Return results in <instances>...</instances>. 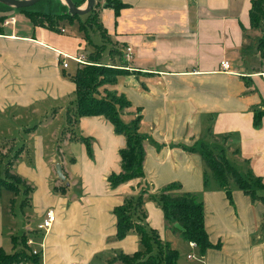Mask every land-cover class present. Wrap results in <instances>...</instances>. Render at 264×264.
I'll return each mask as SVG.
<instances>
[{
	"label": "crops",
	"instance_id": "1",
	"mask_svg": "<svg viewBox=\"0 0 264 264\" xmlns=\"http://www.w3.org/2000/svg\"><path fill=\"white\" fill-rule=\"evenodd\" d=\"M122 1L126 5L120 15L111 7L100 9L99 15L111 39L132 47L128 68L133 71L119 76L102 94L123 93L130 100L131 105L122 110L127 121L140 109V127L147 135L145 176L117 187L108 184L110 173L121 169L119 150L126 142L103 115L83 116L74 125L95 139L92 157L84 143H73L74 134L65 127L62 143L72 153L69 158L75 159L71 168L61 162L69 181L66 192L54 188L57 194L52 192V171L45 169L38 176L21 174L31 187L27 204L35 207L39 218L44 219L49 209L56 215L49 229H43L45 234L37 229L43 219L38 220L37 228H31L32 221L25 225L24 234L31 246L35 245L32 248L38 253L41 250L39 264H118L120 260L112 259L119 252L140 250L142 244L135 231L116 238L113 208L125 196L139 194L143 182L149 186L144 194L146 223L178 250L177 264H264V201L252 200L238 188L233 190L232 204L216 184L206 189L201 154L189 149L199 141L223 146L221 138L229 134L224 145L230 160L239 161L242 171L251 169L264 178V117L259 126L253 124L254 108H264V59L257 50L261 32L250 25L252 0ZM6 12L10 14L6 20L13 16L16 21L5 20L4 33H0V114L8 106L22 107L37 100H71L76 86L64 73V58L59 53L72 55L76 50L72 56L85 57L89 51L82 48L80 36L65 35L73 38V45L66 39H52L43 30L50 28L34 27L21 12ZM21 16L31 24L28 32L17 33L14 25ZM222 59L230 62L229 69L222 67ZM34 178L36 186H32ZM170 182L201 195L209 239L221 243L219 248L212 247L198 256L191 242L166 220L150 194ZM74 186L82 189L81 197L71 189ZM14 223L10 238L17 235ZM2 237L0 231V245L8 251ZM9 245L12 251L13 242ZM191 253L196 257H189ZM184 255L189 260L184 261Z\"/></svg>",
	"mask_w": 264,
	"mask_h": 264
},
{
	"label": "trees",
	"instance_id": "2",
	"mask_svg": "<svg viewBox=\"0 0 264 264\" xmlns=\"http://www.w3.org/2000/svg\"><path fill=\"white\" fill-rule=\"evenodd\" d=\"M76 5L81 6L85 0H73ZM100 0L91 10L85 14H70L69 7L63 0H39L32 6L16 8L8 4L0 3V33H4L2 24L5 22L8 12L14 10L27 16L33 26H42L53 30L63 32L60 25L63 21L75 23L79 20V29L84 33L87 43H93L91 38L92 32L100 34L103 42L101 44L93 43L94 47L83 57L86 63L79 62L77 70L73 74H68L69 78L76 86L75 102L67 108V126L74 134L71 138L83 141L87 145L89 156H93V137L90 135L75 134L74 125L83 116L103 115L109 119L116 133L125 136L126 144L119 150L121 156V169L119 172L113 171L107 178L111 187H117L124 182L132 179L143 178L145 176L144 162L146 154L147 135L141 130L140 123L142 113L140 109L137 116L131 120L123 118V108L130 106L131 102L122 93L118 96L114 92H109L108 96H103V92L109 90L105 87L118 81L119 76L132 72L128 68L129 58L127 48L123 47L113 39L101 21L99 10ZM126 3L122 0H106L102 8L111 7L116 16L125 7ZM101 8V9H102ZM6 12V13H2ZM87 15V17H83ZM250 25L261 32L257 42V50L262 59H264V0H252L250 7ZM113 42H112V41ZM110 44L107 56L104 55L106 44ZM132 55V54H131ZM61 62V60L59 61ZM264 117V108H254L253 124L260 125ZM231 135H223V146L217 143H207L199 141L194 147H189L193 152L201 154L204 163V187L210 188L216 184L220 189L225 190L230 202L233 204V190L241 189L251 199H260L264 201V178L256 174L253 170L248 169L242 172L240 167L232 163L225 150V142ZM16 156V155H15ZM5 153L0 147V197L2 195V186L12 189L19 188L25 180L11 170L14 158L4 160ZM72 160H75L72 158ZM6 175L2 176L1 172ZM27 184V183H26ZM55 190H61L63 193L67 190L66 183L60 186L54 185ZM177 182L167 183L166 186L157 192L150 194L164 212L166 220L171 224L174 230L178 231L182 238L190 242H196L197 255L203 256L212 247L219 248L221 243H214L209 239L207 231L206 211L203 198L199 193L186 191L181 188ZM27 189H31L27 185ZM30 191V190H29ZM149 191L146 182L141 183V190L137 195H129L123 198L122 203L115 205L113 213L116 215V238L123 239L130 231H135L139 236L142 247L133 253L119 252L112 260H120L122 264H177L179 252L174 248L170 241L161 239L157 228L148 226L146 223L147 213L145 212L144 194ZM178 222L182 229L175 226ZM42 229V228H40ZM38 228V230H40ZM43 230V229H42ZM45 234V231H42ZM11 241L14 248L12 252H7L0 245V264H15L32 261L39 264L41 256L34 253L33 248L28 241L27 234L22 236L12 235ZM22 247H21V245ZM28 248L30 251H28ZM194 254V253H191ZM195 254V255H196Z\"/></svg>",
	"mask_w": 264,
	"mask_h": 264
},
{
	"label": "rangeland",
	"instance_id": "3",
	"mask_svg": "<svg viewBox=\"0 0 264 264\" xmlns=\"http://www.w3.org/2000/svg\"><path fill=\"white\" fill-rule=\"evenodd\" d=\"M105 1L106 0H100L101 5L97 8V10L102 8V5H104ZM86 3L87 1L85 0V2L82 3L81 6H85ZM83 17H87V15H83ZM28 25H31L30 22L25 20V18L21 16L17 24H15L14 26H17V33H25L28 32ZM78 25L79 20H77L73 24L69 23L68 21H63V23L60 25V28H63V32L53 29L43 30L46 34L50 36L49 38H61V41H63V39H66L69 40L71 44L73 38L68 39L65 37V35H79L80 41L82 43V48H84L86 51L92 50V48L94 47L93 43L101 44L103 42V39L101 38L100 34L92 32L91 38L93 40V43H87L86 39L84 38V33L80 31ZM7 27L8 29L12 28L11 25ZM49 38L48 36H46L47 40ZM113 43H118L119 48L120 44L123 47L125 46V43L122 41H116ZM109 47L110 44L107 43L106 49L104 50L106 51V53L108 52ZM67 48L69 49L70 47L67 46ZM81 51H83V49H81ZM76 52L77 51L74 50L72 52V55H76ZM72 55L67 54L65 57L67 62L69 63V67H66L65 71L68 74L75 73L78 67V62L74 58H72L74 57ZM70 97H72L71 100H67V98L59 101L53 99H46L41 101L37 100V103H32L30 105L22 107L8 106V109L0 114V146L5 145L6 142L8 143L6 146L1 147L2 151L5 153L4 160L8 161L10 160V158L15 159L14 163L11 166V170L14 173L19 174L23 180H25V175L27 174V172L34 173L38 176V173L43 174V171L45 169L47 170V172L52 171V192L54 191L53 186L56 184L57 181H60L61 185L63 184V181L59 178L58 172L56 171V164L64 162L65 167L70 168L74 164L72 158H69L72 153L62 143L63 138H61L62 132L63 130H65L64 128L67 125V106L75 100V93L71 94ZM73 129L79 135L84 134L81 132V130L79 131L76 126H74ZM76 141L78 140H73V143L80 144ZM79 142L84 143L81 140ZM84 144L87 149L86 143ZM23 145L24 149L21 150V147H23ZM73 151L77 150L75 149ZM74 154L77 155L75 152ZM231 161L234 165L240 167L242 170L243 167L241 166V163L239 161ZM3 173L4 171L2 170V176L6 178V175ZM22 173H25L24 177L22 176ZM31 181L32 186L38 185L37 178L31 179ZM27 185L28 184H26L25 182H22L20 185H18L19 188H16L15 191L6 188L5 186L1 187L2 195L0 197V231H3V244L6 245V247L8 246L9 248L7 252H12L9 251V244L12 242L10 238L11 234H9V229L10 225H12V222H15L13 226L17 227L18 230L15 233L20 237L26 232L25 225L27 223L32 221L31 228H37L38 220L43 219L42 217L39 218L40 216L37 213L35 207L33 205H28L26 202L27 194L30 190L27 189ZM71 189L79 197L82 196V189L80 187L74 186L71 187ZM53 193H55V195L57 194L56 191H54ZM72 196L73 195H68V198H71ZM34 212L37 216L34 214ZM261 231L264 238V223H262ZM184 244H187L185 240ZM28 251H30L29 248ZM183 260L187 261L189 259L186 255H184ZM121 263L122 262L118 264Z\"/></svg>",
	"mask_w": 264,
	"mask_h": 264
},
{
	"label": "water",
	"instance_id": "4",
	"mask_svg": "<svg viewBox=\"0 0 264 264\" xmlns=\"http://www.w3.org/2000/svg\"><path fill=\"white\" fill-rule=\"evenodd\" d=\"M39 0H0V3L8 4L10 6L20 8V7H26V6H32L34 3H36ZM67 3L69 10L68 12L70 14H85L91 10V8L94 6L96 3V0H86L87 3L85 6H78L75 4L73 0H63ZM56 171L58 172L59 178L63 181L66 182V185L69 184V181L67 180L66 174L63 171V165L62 163H57L56 164ZM175 226L178 228L182 229L183 226H181L178 222L175 223Z\"/></svg>",
	"mask_w": 264,
	"mask_h": 264
},
{
	"label": "built area",
	"instance_id": "5",
	"mask_svg": "<svg viewBox=\"0 0 264 264\" xmlns=\"http://www.w3.org/2000/svg\"><path fill=\"white\" fill-rule=\"evenodd\" d=\"M10 19V20H9ZM9 19H7L6 20V22L8 23L9 21L10 22H15L16 21V18L15 17H13V16H11V18H9ZM5 22V23H6ZM131 54H132V47L131 46H128V48H127V56L129 57V58H131L132 56H131ZM59 55L60 56H62L64 59H63V61H62V64H63V67H67L68 65H69V63L67 62V60H66V53H59ZM72 58H74L77 62H81V63H86V61H85V58H83V57H81V56H78V57H72ZM221 65H222V67L224 68V69H229V67H230V62L228 61V60H226V59H222L221 60ZM55 217H56V215H55V212L52 210V209H49V210H47V212H46V216H45V218L43 219V221H41L40 222V224L38 225V228L40 229V228H42V229H45V230H47V229H49V227L52 225V223L54 222V220H55ZM191 245L193 246V247H196L197 246V244H196V242H194V241H192L191 242ZM33 252L34 253H37L38 252V250L37 249H34L33 250ZM189 257H196V255L195 254H189ZM74 264H89L88 262H84V263H74Z\"/></svg>",
	"mask_w": 264,
	"mask_h": 264
}]
</instances>
